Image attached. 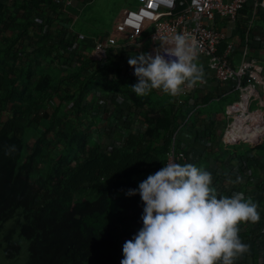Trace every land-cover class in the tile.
I'll list each match as a JSON object with an SVG mask.
<instances>
[{"label":"trees","instance_id":"trees-1","mask_svg":"<svg viewBox=\"0 0 264 264\" xmlns=\"http://www.w3.org/2000/svg\"><path fill=\"white\" fill-rule=\"evenodd\" d=\"M248 5L251 4L246 3L239 14L245 12ZM136 78H116L109 83V88L142 111L146 124L144 134L127 133L121 146L105 153L97 141L76 131L66 140L68 149L56 158L37 183L17 169L22 151L20 122L24 109L40 102L49 86V78L37 77L32 87L36 93L30 92L22 102L14 103L12 116L0 128V229L11 218L17 237L6 240L5 262L1 264H13L22 242L26 244L23 264L117 263L120 240L131 233L127 213L132 208L144 207L138 193L134 196L125 193L137 189L148 175L164 166L168 140L175 131L172 112L162 107L153 108L151 92L142 97L134 93L131 86L137 83ZM96 86L91 79L85 80L83 93ZM14 92L23 96V91L14 89ZM160 133L163 140L158 138ZM246 136L245 129L237 131L228 127L224 139L229 142L232 138L238 140ZM256 147L264 151V139ZM261 168L264 170V163ZM243 175L254 176L253 173ZM49 186L54 198L38 203L37 193ZM84 186L95 193L94 197L72 202V194ZM258 189L259 199L255 202L260 214L258 228L239 232V237L250 243L253 264L260 253L264 256V180L259 181Z\"/></svg>","mask_w":264,"mask_h":264},{"label":"rangeland","instance_id":"rangeland-1","mask_svg":"<svg viewBox=\"0 0 264 264\" xmlns=\"http://www.w3.org/2000/svg\"><path fill=\"white\" fill-rule=\"evenodd\" d=\"M70 3L68 0H0V128L12 116L14 103L22 102L30 92L36 93L32 87L37 77L50 80L40 102L25 108L20 122L22 151L17 169L33 183L68 149L66 140L76 131L82 133L81 130L88 129L94 137L98 123L110 126L119 123L123 127L129 118L142 116L141 111L109 88L116 78L135 79L134 69L128 64L129 57H134L131 50L104 47L105 57H97V45L104 43L105 32L111 29L119 10L134 3L132 0H71ZM88 79L97 86L84 94L83 84ZM14 89L23 91V96ZM150 92L153 108L171 111V96L158 89ZM235 94L238 99V92ZM258 99L249 109L259 108L264 112V95L260 93ZM240 109L239 102L230 108V116L224 118L228 127ZM245 131L246 138H232L228 142L235 156L257 153L243 148L262 142L253 143L264 137V123L248 126ZM158 138L163 140V135L160 133ZM160 143L159 147L163 141ZM263 153L259 151V158L264 159ZM30 157L34 159L30 161ZM94 195L84 186L70 200L92 199ZM54 196L49 186L37 193V202H50ZM16 237L12 219H7L0 229V264L5 262L6 240ZM25 246L22 242L13 264L24 263Z\"/></svg>","mask_w":264,"mask_h":264},{"label":"clouds","instance_id":"clouds-1","mask_svg":"<svg viewBox=\"0 0 264 264\" xmlns=\"http://www.w3.org/2000/svg\"><path fill=\"white\" fill-rule=\"evenodd\" d=\"M155 55L129 57L137 96L153 89L177 96L182 86H195L204 76L198 46L185 34L166 38ZM240 182V178H237ZM211 173L195 165L169 163L125 194H139L143 226L122 247L120 264H234L249 251L239 237L241 223L260 221L258 205L243 193L219 197Z\"/></svg>","mask_w":264,"mask_h":264},{"label":"crops","instance_id":"crops-1","mask_svg":"<svg viewBox=\"0 0 264 264\" xmlns=\"http://www.w3.org/2000/svg\"><path fill=\"white\" fill-rule=\"evenodd\" d=\"M215 27L225 32L228 41L232 42L234 65L239 63L242 48L244 44H247L248 57L262 65L260 77L264 86V8L259 7L253 11L252 6L248 5L246 11L239 14L234 24H228L225 20L218 19ZM197 62L203 68V79H206L207 83L199 84L198 82L193 87H188L186 84L187 94L183 98L181 106H176L173 98L170 100L171 112L174 117L173 128L176 134V146L184 150L187 157L184 165L192 164L211 173L212 184L210 186L215 188L218 198L232 197L236 193H243L245 199L250 197L253 202H258L259 181L264 180V170L261 168L264 159L259 158L257 145L243 148L248 152L256 151V154L249 155L250 153H248L235 156L224 139L225 106L232 102H238L239 97L237 99L236 91L232 90L231 83L219 82L212 76L206 68L203 57H198ZM262 85L257 87L259 96L260 93L264 95ZM114 94L131 103L127 98ZM132 106L136 108L133 104ZM126 124L121 127L119 123L112 126L108 123H98L94 137L89 134L88 129L84 132L81 131L97 141L102 152L109 153L113 147L122 145L127 133L144 134L146 124L143 114L142 116L136 115L132 119L129 118ZM243 173H253L254 176L247 177ZM237 178H240V182H237ZM256 224L241 223L239 232L257 229ZM240 239L249 246V251L235 260L234 264H253L252 256H250V243ZM256 264H264V256L261 253Z\"/></svg>","mask_w":264,"mask_h":264},{"label":"built area","instance_id":"built-area-1","mask_svg":"<svg viewBox=\"0 0 264 264\" xmlns=\"http://www.w3.org/2000/svg\"><path fill=\"white\" fill-rule=\"evenodd\" d=\"M71 0H68L70 3ZM133 6L123 7L115 16L109 31L105 32L103 44L98 43V58L105 57L104 47L129 49L136 56L138 53L155 55V50L164 52L169 47L166 38L173 34H185L194 39L198 46V57L205 59L207 70L219 82L231 83L232 90L239 94L238 102L245 101L250 107L259 97L258 85H262L261 63L248 57V46L244 44L241 59L237 65L232 62L233 44L228 41L225 32L217 29L218 19L234 24L239 11L246 3L252 10L264 8V0H132ZM202 79L199 84H206ZM186 84L177 96H171L176 106L183 105L187 94ZM259 100V99H258ZM236 102L226 104V118L230 108ZM228 122L225 126V132ZM224 132V136H225ZM264 137L260 139L263 141ZM225 143L229 145L226 141ZM186 153L176 146L175 132L169 137L164 165L176 163L184 165ZM143 208H132L126 216L131 233L121 238L118 247L120 264L123 259L122 247L143 226L141 216Z\"/></svg>","mask_w":264,"mask_h":264},{"label":"bare ground","instance_id":"bare-ground-1","mask_svg":"<svg viewBox=\"0 0 264 264\" xmlns=\"http://www.w3.org/2000/svg\"><path fill=\"white\" fill-rule=\"evenodd\" d=\"M239 106L241 107V109L238 113L233 115L234 119L230 124V128H234L235 130L240 131L244 130L248 126H259L264 123V112H262L259 108L252 111L249 109L245 101L239 102Z\"/></svg>","mask_w":264,"mask_h":264}]
</instances>
